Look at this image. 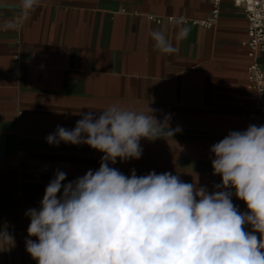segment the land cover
<instances>
[{
    "label": "crops",
    "instance_id": "obj_1",
    "mask_svg": "<svg viewBox=\"0 0 264 264\" xmlns=\"http://www.w3.org/2000/svg\"><path fill=\"white\" fill-rule=\"evenodd\" d=\"M214 8L215 0H39L26 12L22 0H0V229L15 239L0 250V264H38L26 250L37 238L28 235L25 213L40 208L57 169L67 174L64 184L99 169L104 153L87 144L46 141L57 126L74 129L77 113L98 118L118 103L149 106L161 121L170 114L180 132L141 139L139 160L109 166L126 176L171 172L215 191L205 182L214 175L210 149L229 132L245 131L256 109L245 12L220 0L213 26L192 22ZM157 30L175 51L156 47Z\"/></svg>",
    "mask_w": 264,
    "mask_h": 264
},
{
    "label": "clouds",
    "instance_id": "obj_2",
    "mask_svg": "<svg viewBox=\"0 0 264 264\" xmlns=\"http://www.w3.org/2000/svg\"><path fill=\"white\" fill-rule=\"evenodd\" d=\"M38 4L22 0L26 12ZM151 35L162 52L176 50L164 32ZM156 111L113 103L98 118L92 111L77 113L82 118L74 129L57 126L46 137L50 145L87 144L104 155L97 171L67 184V174L57 169L40 208L25 213L28 235L37 238L26 241V250L38 264H264V125L231 131L212 145L213 174L222 184L209 193L198 180L186 183L171 172L137 176L132 170L126 176L109 166L117 158L139 160L141 139L182 130L170 127V114L158 120ZM229 188L246 213L221 190ZM14 246V237L0 229V250Z\"/></svg>",
    "mask_w": 264,
    "mask_h": 264
},
{
    "label": "built area",
    "instance_id": "obj_3",
    "mask_svg": "<svg viewBox=\"0 0 264 264\" xmlns=\"http://www.w3.org/2000/svg\"><path fill=\"white\" fill-rule=\"evenodd\" d=\"M220 0H215V8L211 13V16L207 19L199 20L193 19L194 24H199L204 27L213 26L218 19V5ZM233 3L242 8L247 18L248 26V41L246 42L249 47L248 58L250 63L248 66V80L250 88L255 91L253 99L255 101V112L248 115L250 125L255 124L257 126L264 125V62L261 58L264 57V0H233ZM161 21L160 18L157 19ZM178 20L180 23H185L188 18H168L169 22ZM206 185L215 188V185L222 184L221 176H214L207 174L205 178ZM230 191L232 193V203L237 207L241 213L248 211L247 206L240 204L235 199L234 188L221 189ZM215 191L217 189L215 188ZM214 191V192H215ZM246 230H252L251 225H245Z\"/></svg>",
    "mask_w": 264,
    "mask_h": 264
}]
</instances>
